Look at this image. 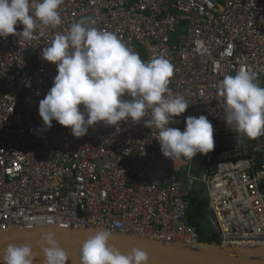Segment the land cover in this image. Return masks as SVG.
Instances as JSON below:
<instances>
[{
  "label": "built area",
  "instance_id": "1",
  "mask_svg": "<svg viewBox=\"0 0 264 264\" xmlns=\"http://www.w3.org/2000/svg\"><path fill=\"white\" fill-rule=\"evenodd\" d=\"M59 12L56 27L25 37L17 24L16 34L0 37V231L72 223L196 246L204 231L188 223L193 188L183 184L201 182L205 214L219 227L208 216L217 232L205 238L231 249L264 245V135L227 127L218 91L241 68L256 71L264 87V0H64ZM83 17L143 61L164 56L174 66L168 88L190 105L169 126L183 131L192 111L214 129L200 180L191 177L193 159L163 156L159 130L143 123L151 110L139 123H97L80 138L55 120L43 129L38 104L57 69L42 50Z\"/></svg>",
  "mask_w": 264,
  "mask_h": 264
},
{
  "label": "clouds",
  "instance_id": "2",
  "mask_svg": "<svg viewBox=\"0 0 264 264\" xmlns=\"http://www.w3.org/2000/svg\"><path fill=\"white\" fill-rule=\"evenodd\" d=\"M63 2L0 0V37L16 34L17 24L23 25L25 37L41 25H60ZM197 44L203 48L202 41ZM41 58L57 69L52 86L38 104L43 129L51 128L55 120L80 138L97 123L113 127L121 121L139 123L151 110V119L143 123L159 130L157 140L164 157L191 160L197 153L214 150L213 125L205 115L185 117L183 131L169 126L190 103L168 88L174 66L164 56L145 62L115 32L92 26L90 18L83 17L66 34H56ZM218 91L225 101L227 127L234 126L248 138L264 135V87L256 71L241 68L234 75L225 74ZM110 235L107 229L89 234L79 248L80 264H148L145 251L133 247L121 253L109 243ZM40 240L44 264H66L68 254L54 232L42 234ZM35 258L31 242L8 243L0 252V264H34Z\"/></svg>",
  "mask_w": 264,
  "mask_h": 264
},
{
  "label": "water",
  "instance_id": "3",
  "mask_svg": "<svg viewBox=\"0 0 264 264\" xmlns=\"http://www.w3.org/2000/svg\"><path fill=\"white\" fill-rule=\"evenodd\" d=\"M191 115L193 113L191 111ZM202 192V189L199 190ZM208 216L215 222L212 212ZM204 218L198 220L203 223ZM104 228L99 226H85L77 224L55 225H25L10 227L0 231V252L8 243L33 245L36 253L34 264H44V253L40 250L39 243L42 234L54 232L59 245L67 252L66 264H80L79 248L89 234ZM110 240L114 247L121 253H127L136 247L148 254V264H264V245L255 248L231 249L219 244L201 242L196 246H187L182 243H164L151 240L134 234H122L110 231Z\"/></svg>",
  "mask_w": 264,
  "mask_h": 264
},
{
  "label": "rangeland",
  "instance_id": "4",
  "mask_svg": "<svg viewBox=\"0 0 264 264\" xmlns=\"http://www.w3.org/2000/svg\"><path fill=\"white\" fill-rule=\"evenodd\" d=\"M185 29V25L182 27L181 31ZM176 34H173V37H175ZM31 53V51H30ZM31 63L33 62V54L30 55L28 59ZM204 157L203 159H198L197 155L193 158L192 164H191V177L196 178L198 180L201 179L202 175L206 173L207 171V156L206 154H203ZM191 186L193 188V191H191V195H195L197 197L198 201L203 203V210L205 208V205L207 203L208 195L206 190L204 189L202 192L199 190L204 188V185L201 182H196L194 184H188L184 183L183 187L188 188ZM205 221L203 223H198L199 227H201L204 231V237L205 233H216L217 229L216 227L212 224L211 220L209 217L205 214Z\"/></svg>",
  "mask_w": 264,
  "mask_h": 264
},
{
  "label": "trees",
  "instance_id": "5",
  "mask_svg": "<svg viewBox=\"0 0 264 264\" xmlns=\"http://www.w3.org/2000/svg\"><path fill=\"white\" fill-rule=\"evenodd\" d=\"M190 198V206L188 210V223L190 225L195 226L196 228H201L198 225V220L205 216V211L203 210V203L198 201L197 197H189ZM200 232V238L202 241H211L212 238H205L202 234L201 229L198 230Z\"/></svg>",
  "mask_w": 264,
  "mask_h": 264
},
{
  "label": "crops",
  "instance_id": "6",
  "mask_svg": "<svg viewBox=\"0 0 264 264\" xmlns=\"http://www.w3.org/2000/svg\"><path fill=\"white\" fill-rule=\"evenodd\" d=\"M198 154H199V153H197V157H198V159H200ZM201 155L203 156V154H201ZM203 157H204V156H203ZM193 197H195V195H193Z\"/></svg>",
  "mask_w": 264,
  "mask_h": 264
}]
</instances>
